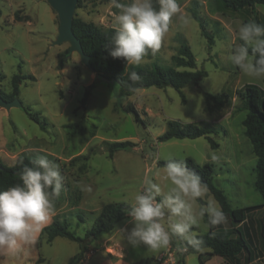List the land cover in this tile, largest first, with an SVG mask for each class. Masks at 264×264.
Listing matches in <instances>:
<instances>
[{"label": "rangeland", "instance_id": "rangeland-1", "mask_svg": "<svg viewBox=\"0 0 264 264\" xmlns=\"http://www.w3.org/2000/svg\"><path fill=\"white\" fill-rule=\"evenodd\" d=\"M178 2L181 13L172 18L161 47L154 54L150 50L144 61L135 66L173 67L172 56L187 44L195 57L196 69L206 71L207 77L182 90L184 103L173 88L150 87L117 104L118 86L96 80L80 54L71 48V43L59 41L60 15L48 0H0V73L4 77L0 90L9 93L15 75L35 78V81H22L13 108L8 110L0 105V119L4 122L0 132V162L5 166L14 164L5 157V149L35 147L38 150L27 153L29 156H45L56 162L65 180L57 201H53L48 220L55 215L61 221L65 219L69 231L78 237L83 238L92 228L104 205H131L135 194L144 187L146 177L161 183L166 192L167 183L156 177L157 169L161 168L156 163L169 157L176 160L190 157L199 165L212 164V184L223 191L232 209L263 203L253 186L257 158L243 133L246 111H237L241 103L236 95V90L245 84L262 86L263 79L246 77L227 60L228 52L243 43L237 35L238 24L254 21V16L250 10H226L221 0ZM116 12L111 0H77L73 18H81L101 29L115 28ZM255 12L261 21L257 24L264 25V5H256ZM185 14L191 18L187 25L179 19V15ZM60 59L63 65L59 69ZM89 85L94 88L85 105H81L84 90ZM206 94L223 100L221 107L211 98L206 99ZM128 105L137 110L140 122L132 113L125 112ZM22 107L36 114L42 126L33 122ZM81 120H84V132L72 136L66 126ZM168 121L214 127L217 133L210 137L218 147L212 149L203 137L159 142L158 137L165 132ZM106 141H130L134 146L121 149L109 158L104 147ZM9 143L13 146L9 147ZM213 156L218 159L213 161ZM209 197L214 199L208 193L202 200L207 203ZM256 217L257 214H252V226ZM125 227H131L127 218L110 233L95 240L89 237L85 258L77 264L109 262L120 253L117 243L123 247L122 262L126 264L155 258L166 250L132 247L127 242V233L119 230ZM209 230L207 218L192 229L198 235ZM174 240L169 246L179 252ZM78 251L76 242L57 237L51 244L43 242L38 246L33 242L24 246L16 256L2 254L0 264H68ZM185 264L201 263L197 254L189 253Z\"/></svg>", "mask_w": 264, "mask_h": 264}, {"label": "clouds", "instance_id": "clouds-1", "mask_svg": "<svg viewBox=\"0 0 264 264\" xmlns=\"http://www.w3.org/2000/svg\"><path fill=\"white\" fill-rule=\"evenodd\" d=\"M156 3L158 8L153 0L128 3L111 0L117 12L109 57L127 65H140L150 50L154 54L161 47L172 18L181 13V7L178 0H156ZM179 19L187 25L191 18L185 14L179 15ZM237 35L243 43L228 52L227 60L246 77L264 79V25L253 20L241 22ZM127 76L130 90L140 92L132 85L138 84L142 77L134 71ZM217 159L212 157L213 161ZM156 177L167 183V191L161 183L146 177L144 187L125 212L131 227L119 230L127 233V242L132 247L145 246L156 251L167 248L175 239L196 251L202 250L203 240L192 229L205 217L210 227L225 224L227 217L221 206L211 197L206 204L197 203L208 195L209 189L183 160L169 157L163 168L157 169ZM64 180L56 162L39 156L32 160L31 166L22 168L21 183L0 191V254L16 256L24 246L34 242L33 234L48 221L54 207L52 197L59 196ZM178 251H188V247L182 246Z\"/></svg>", "mask_w": 264, "mask_h": 264}, {"label": "trees", "instance_id": "trees-1", "mask_svg": "<svg viewBox=\"0 0 264 264\" xmlns=\"http://www.w3.org/2000/svg\"><path fill=\"white\" fill-rule=\"evenodd\" d=\"M110 1V0H105ZM154 7L158 8L159 5L156 0H153ZM256 5H264V0H221V6L232 12H239L242 10H250L254 16L256 23L261 22L255 12ZM197 21V17H193ZM264 22V20H262ZM202 28V24L200 23ZM73 35L80 43L83 54L88 58V65L90 70L98 81H103L109 84H116L118 86V102L120 100L134 94L128 85L127 74L129 72H136L142 79L138 84L132 87L139 89H146L156 87L164 89L167 87L173 88L181 97L182 103L185 102V95L182 90L191 84L197 85L203 78L207 77V72L204 70L196 69L195 57L187 44H183L176 55L172 56L171 60L173 67H162L153 64L150 68H141L135 65H127L122 60H113L108 56V49L111 45L112 38L115 35V28L110 27L101 29L90 22H85L81 18L74 17L71 23ZM206 36V33L203 32ZM208 38V37H207ZM251 53V49H249ZM63 61L59 60L58 67L62 68ZM184 69V70H179ZM4 77L0 73V81ZM29 79L35 81L32 75L23 76L15 75L12 78V88L9 93L0 90V98L5 103H12L19 98L20 85L22 81ZM262 86L255 84H245L236 90L237 98L240 100V107L237 111H246V116L242 121L244 128V136L252 145V150L257 158L255 165V181L254 189L261 195L263 203L258 206H250L239 209H232L229 205L227 197L223 191L219 190L212 184L213 165L205 163L199 165L194 159L186 157L182 159L187 167L194 171L201 177L203 183L207 184L209 194L219 203L223 212L227 217V221L232 225L229 229L210 227V230L203 235H198L203 240L202 250L196 251L191 246H187L186 242H179V248L182 246L188 247V251L179 253V259L184 264V258L187 254H197L200 263H203V258L218 256L230 264H241L239 256L243 252H249L246 241L244 240L240 229L233 226L244 224L249 215L262 209L263 214L259 220V234L260 242L264 249V79ZM93 85L85 88L83 97L80 101L81 105H85ZM206 99H212L216 106L221 107L223 100H218L217 97L205 95ZM26 115L35 123L41 124L36 114H32L26 107H22ZM125 112L132 113L137 122H140V117L137 110L132 105H128ZM70 130L72 136L82 134L85 130L84 120L78 123H72L66 126ZM217 131L214 127H200L196 123H182L180 121H168L165 132L158 137L159 142H166L172 139H207L210 147L216 149L218 144L210 137L216 134ZM134 146L130 141H114L105 142L104 147L108 152L109 158L121 149H126ZM34 157L19 156L11 166H5L0 162V191H5L8 188L15 186L20 181V173L25 165L31 166ZM168 160L157 161L156 165L163 168ZM52 200L57 201V196H53ZM199 204H206L202 199H198ZM130 205L123 203H109L102 207L99 215L94 220V224L88 230L83 238L76 236L69 231L66 220H59L54 217L51 223L42 228L40 235L37 239V245L42 243V238L45 236V242L51 244L55 238L62 237L70 241L76 242L79 246V251L72 258L69 259L68 264H77L81 262L88 251L90 245L89 237L95 240L97 237L108 234L113 231L116 225L126 219L125 212ZM209 250V251H205ZM154 257L139 260L130 264H152Z\"/></svg>", "mask_w": 264, "mask_h": 264}, {"label": "crops", "instance_id": "crops-1", "mask_svg": "<svg viewBox=\"0 0 264 264\" xmlns=\"http://www.w3.org/2000/svg\"><path fill=\"white\" fill-rule=\"evenodd\" d=\"M11 108H13V107H9L8 110H10ZM0 112H2V108H0ZM3 123H4L3 119L1 118L0 119V132H1L2 129H4ZM8 145H10V143ZM11 146H13V144H11L9 147H11ZM37 150H38V148H36V147L35 148H29L27 150L26 149H19V150H16V149L15 150L5 149L4 155H5L6 158L9 157L8 159H10L11 161L15 162V160L19 156L25 155V156H28V157H32V156H29L27 153L34 152V151H37ZM254 213L257 214V217L255 218V226H252V220H253L252 219V214H254ZM262 214H263V211H254V212H252L249 215L247 220H245L244 224H239V225L235 226V228L240 229L241 234H242V236H243L244 240L246 241L247 246L249 248V252H243L239 256L241 264H264V249H263V247L261 245L260 234H259V220H260ZM55 216H53L51 218V220H48L39 229V231H37V232H35L33 234V240H34V244L35 245H37V239H38V237L40 235V232H41L42 228H44L45 226L49 225ZM205 218H207V217H205ZM225 224H227V226H229L227 229H229L232 226L228 221ZM225 224H222L220 226L214 227V229L215 230H217L219 228L226 229L225 226H224ZM43 242H45V240H42V243L40 245H38V246H41L43 244ZM174 242L179 248V244L180 243L176 242L175 240H174ZM117 247L120 250V253H118V254H120V256L117 255V257H113L112 260H110L109 262H107L105 264H122L123 263L122 262V260L124 259L123 247L119 243H117ZM164 251H162L161 253H163ZM205 251H209V250H205ZM0 255H2V254H0ZM186 256H185V258H186ZM185 258H184V264H185ZM211 262H213V264H230V261H227V260H225L223 258H220L218 256H213V257H209V258H203V263L202 264H210ZM123 264H126V263H123Z\"/></svg>", "mask_w": 264, "mask_h": 264}, {"label": "water", "instance_id": "water-1", "mask_svg": "<svg viewBox=\"0 0 264 264\" xmlns=\"http://www.w3.org/2000/svg\"><path fill=\"white\" fill-rule=\"evenodd\" d=\"M50 5L59 13L60 15V25H59V41L68 40L71 43V48L76 50L82 59L88 65V58L83 54L81 46L77 38L73 35L71 29V23L73 19V10L77 0H48ZM90 69V68H89ZM17 104V100L12 103H5L0 98V105H4L6 107H14Z\"/></svg>", "mask_w": 264, "mask_h": 264}, {"label": "built area", "instance_id": "built-area-1", "mask_svg": "<svg viewBox=\"0 0 264 264\" xmlns=\"http://www.w3.org/2000/svg\"><path fill=\"white\" fill-rule=\"evenodd\" d=\"M183 251L177 252L175 248L168 246V248L155 257L152 264H182L179 259V253Z\"/></svg>", "mask_w": 264, "mask_h": 264}, {"label": "bare ground", "instance_id": "bare-ground-1", "mask_svg": "<svg viewBox=\"0 0 264 264\" xmlns=\"http://www.w3.org/2000/svg\"><path fill=\"white\" fill-rule=\"evenodd\" d=\"M120 256V254H118Z\"/></svg>", "mask_w": 264, "mask_h": 264}]
</instances>
